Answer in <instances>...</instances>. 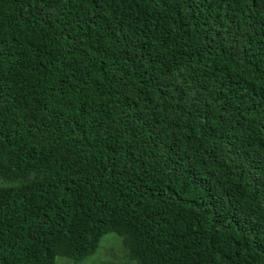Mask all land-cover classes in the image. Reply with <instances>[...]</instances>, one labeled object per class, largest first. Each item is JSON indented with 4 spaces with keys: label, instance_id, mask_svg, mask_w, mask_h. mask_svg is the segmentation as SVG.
Instances as JSON below:
<instances>
[{
    "label": "trees",
    "instance_id": "trees-1",
    "mask_svg": "<svg viewBox=\"0 0 264 264\" xmlns=\"http://www.w3.org/2000/svg\"><path fill=\"white\" fill-rule=\"evenodd\" d=\"M0 264H264V0H0Z\"/></svg>",
    "mask_w": 264,
    "mask_h": 264
},
{
    "label": "rangeland",
    "instance_id": "rangeland-1",
    "mask_svg": "<svg viewBox=\"0 0 264 264\" xmlns=\"http://www.w3.org/2000/svg\"><path fill=\"white\" fill-rule=\"evenodd\" d=\"M0 179V187L5 186ZM124 246L121 237L115 233L103 235L99 241L96 252L77 264H134L127 261L124 256ZM55 264H75L65 257H57Z\"/></svg>",
    "mask_w": 264,
    "mask_h": 264
}]
</instances>
